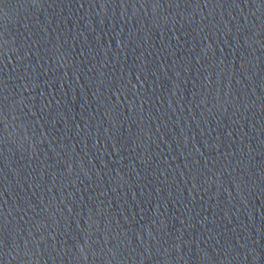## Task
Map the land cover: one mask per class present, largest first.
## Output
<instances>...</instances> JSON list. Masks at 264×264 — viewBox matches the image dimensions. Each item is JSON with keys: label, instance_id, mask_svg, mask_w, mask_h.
Returning <instances> with one entry per match:
<instances>
[{"label": "water", "instance_id": "95a60500", "mask_svg": "<svg viewBox=\"0 0 264 264\" xmlns=\"http://www.w3.org/2000/svg\"><path fill=\"white\" fill-rule=\"evenodd\" d=\"M0 264H264V0H0Z\"/></svg>", "mask_w": 264, "mask_h": 264}]
</instances>
